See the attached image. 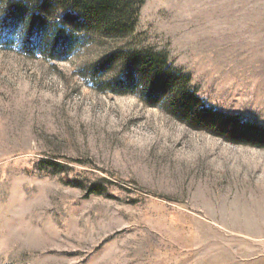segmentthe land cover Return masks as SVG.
Listing matches in <instances>:
<instances>
[{"label": "rangeland", "instance_id": "rangeland-1", "mask_svg": "<svg viewBox=\"0 0 264 264\" xmlns=\"http://www.w3.org/2000/svg\"><path fill=\"white\" fill-rule=\"evenodd\" d=\"M134 3L133 35L67 62L0 51V264H264V150L77 76L152 51L211 107L264 126V0Z\"/></svg>", "mask_w": 264, "mask_h": 264}, {"label": "trees", "instance_id": "trees-1", "mask_svg": "<svg viewBox=\"0 0 264 264\" xmlns=\"http://www.w3.org/2000/svg\"><path fill=\"white\" fill-rule=\"evenodd\" d=\"M138 17L134 0H0V51L64 63L91 44L133 35ZM77 76L99 94L134 96L194 132L264 150V126L211 107L164 55L123 47ZM40 167L47 173L62 168L48 161ZM88 195L102 192L94 186Z\"/></svg>", "mask_w": 264, "mask_h": 264}]
</instances>
